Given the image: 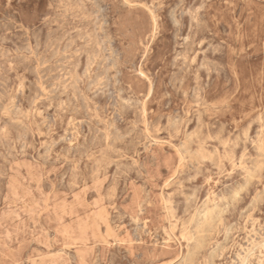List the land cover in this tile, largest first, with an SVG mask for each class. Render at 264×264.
Here are the masks:
<instances>
[{"label":"rangeland","instance_id":"rangeland-1","mask_svg":"<svg viewBox=\"0 0 264 264\" xmlns=\"http://www.w3.org/2000/svg\"><path fill=\"white\" fill-rule=\"evenodd\" d=\"M0 264H264V0H0Z\"/></svg>","mask_w":264,"mask_h":264},{"label":"bare ground","instance_id":"bare-ground-1","mask_svg":"<svg viewBox=\"0 0 264 264\" xmlns=\"http://www.w3.org/2000/svg\"><path fill=\"white\" fill-rule=\"evenodd\" d=\"M156 25V24H155ZM174 125V124H173ZM184 152V151H183ZM250 222V221H249ZM258 237V236H257Z\"/></svg>","mask_w":264,"mask_h":264}]
</instances>
